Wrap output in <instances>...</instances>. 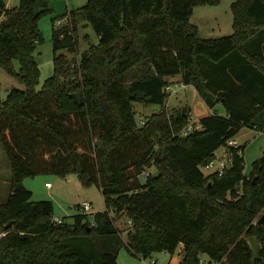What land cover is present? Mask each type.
Wrapping results in <instances>:
<instances>
[{"label":"trees","instance_id":"16d2710c","mask_svg":"<svg viewBox=\"0 0 264 264\" xmlns=\"http://www.w3.org/2000/svg\"><path fill=\"white\" fill-rule=\"evenodd\" d=\"M49 1L8 8L0 0V66L26 86L0 99V145L11 165L0 264H118L125 243L145 259L182 245L181 264H201L203 255L209 264H264V154L245 174V145L231 147L222 176L203 172L243 128L264 133V0H236L233 33L215 39L201 38L191 17L196 5L219 0H87L69 12L70 23L53 24L55 74L37 91ZM81 22L99 43L78 67L67 54L79 55ZM176 76L214 111L187 137L180 133L191 110L167 107ZM136 102L161 110L140 125ZM47 174L95 185L106 210L55 224L52 201H34L23 185ZM121 213L132 223L127 242L114 223ZM249 237L262 245L255 262Z\"/></svg>","mask_w":264,"mask_h":264},{"label":"rangeland","instance_id":"374dc122","mask_svg":"<svg viewBox=\"0 0 264 264\" xmlns=\"http://www.w3.org/2000/svg\"><path fill=\"white\" fill-rule=\"evenodd\" d=\"M6 7H19L21 0H3ZM236 0H219L217 5H196L191 17V23L198 27L199 35L204 39H215L229 36L233 33V13L231 6ZM87 0H50L49 5L52 9L50 13L44 15L39 21V28L42 35V42L37 45L35 59L38 64L39 75L36 90L43 88L45 82L55 74L54 50L52 44L53 24L56 26L59 22L66 24V17L70 11L77 10L84 6ZM78 43L79 55L85 52L89 46L97 45L99 38L90 25L81 22L75 31ZM66 54V51H60L57 55ZM70 59L76 60V54H67ZM17 72H20V64L17 60L13 61ZM135 72L130 73L129 79ZM131 80V79H130ZM181 83V82H179ZM179 83H172L167 90L168 109L172 111L175 108L186 104V98L195 109H202L208 112L203 99L192 87L184 90ZM14 89L25 91L26 86L17 77L10 75L0 66V99H7L10 92ZM134 110L138 122H147V119L160 112L161 107L155 104L134 103ZM219 114L226 115L222 104L217 105ZM204 117V116H202ZM202 117H195L200 119ZM201 122V121H200ZM143 124V125H144ZM141 125V123H140ZM240 145H245V174H249L255 161L264 154V133L257 132L248 128H243L235 137ZM205 174L210 171L203 169ZM150 173L157 174L155 168ZM72 178V179H70ZM145 178V177H144ZM11 165L7 154L0 145V204L6 202L10 193ZM23 185L33 193L34 201L49 200L54 204V218L65 219L69 224H73L75 216L87 214L92 220L94 215L106 210V203L103 194L95 185H85L78 176H59L55 174L40 175L28 177L23 181ZM8 194V195H7ZM84 202H90L92 209L85 212L81 209ZM261 217V216H260ZM115 226L120 230L125 242L127 235L132 230V223L129 221L126 213H121L114 219ZM259 252L262 245L259 243ZM183 258V246L181 245L175 254L167 252L155 253L152 258L143 260L139 255L131 252L127 243L121 245L118 253V264H150L156 261V264H181ZM201 264H209L208 256L201 257Z\"/></svg>","mask_w":264,"mask_h":264},{"label":"built area","instance_id":"2783aa9c","mask_svg":"<svg viewBox=\"0 0 264 264\" xmlns=\"http://www.w3.org/2000/svg\"><path fill=\"white\" fill-rule=\"evenodd\" d=\"M66 24L71 22V16L68 13L67 17H66ZM63 22H59V24L57 25L58 27H63L64 25ZM76 66L80 67L81 66V62H80V57H78V55H76ZM167 90H170V88H168ZM211 114H214V111H212ZM196 116L193 115L191 113L190 116V120L189 123L187 124V126L181 131L180 135L181 137H187L189 136L191 133L200 130L201 129V122L200 119H196ZM141 125L144 124L143 121L140 122ZM240 146V144L235 140V139H231L227 142V146L221 148V154H217V157L211 161L208 165H206L204 167V169H207L208 171H210L209 174L212 173H217L219 176H222L224 174V172L229 169L232 166L233 160H232V155L230 153V149L229 148H238ZM149 173H145L144 177H148ZM81 209H83L85 212H89L92 209V204L90 202H84L83 205L81 206ZM53 222L55 224H62L63 223V219L60 218H54L53 217ZM143 260H147L145 259L143 256H140ZM150 264H156V261H151Z\"/></svg>","mask_w":264,"mask_h":264},{"label":"crops","instance_id":"0c3cea01","mask_svg":"<svg viewBox=\"0 0 264 264\" xmlns=\"http://www.w3.org/2000/svg\"><path fill=\"white\" fill-rule=\"evenodd\" d=\"M169 82H170V84H172V83H179V82H181V76H176V77H174V78H170V79H169ZM179 85H181V87H183L185 91H187V89H189V88H192V86H185V85H182L181 83H179ZM204 104H205V106H206L208 112H206V110H202V109H195V108L193 107V105H191V104L189 103L188 98H186V104L183 105L182 107H188V108L191 110V112H192L193 115H195L196 117H197V116L202 117V116L210 115V114L212 113V111H213L212 109H210V108L206 105L205 102H204ZM216 110H217V107H216ZM217 111H218V110H217ZM218 112H219V111H218ZM221 151H222V150L220 149V150L217 152V154H221ZM70 179H72V178H70ZM7 195H8V194H7Z\"/></svg>","mask_w":264,"mask_h":264},{"label":"water","instance_id":"95a60500","mask_svg":"<svg viewBox=\"0 0 264 264\" xmlns=\"http://www.w3.org/2000/svg\"><path fill=\"white\" fill-rule=\"evenodd\" d=\"M257 224L264 225V214L261 215V217L258 219ZM249 246L252 251V260L253 262L256 261V259L259 257V243L256 238L249 237L248 238Z\"/></svg>","mask_w":264,"mask_h":264}]
</instances>
